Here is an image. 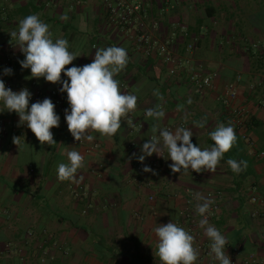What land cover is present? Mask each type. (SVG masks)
<instances>
[{
  "label": "crops",
  "instance_id": "0c3cea01",
  "mask_svg": "<svg viewBox=\"0 0 264 264\" xmlns=\"http://www.w3.org/2000/svg\"><path fill=\"white\" fill-rule=\"evenodd\" d=\"M140 1L145 23L150 28L158 24V38L170 39L179 57L201 71L217 72L212 89L197 93L184 76H169L166 66L146 58L125 32L108 21L102 0H0V60L4 56L12 60V75H4L6 67L0 64L5 85L35 83L58 91L62 87L44 78H29L30 69L19 63L24 54L10 44L9 33L18 29V22L36 14L50 26L54 38L67 39L69 50L79 56L66 67L91 63L99 48L126 49L129 62L115 79L125 86L121 92L138 97L135 112L122 121L115 136L92 133V142L76 141L57 107L60 123L51 129L57 142L53 146L41 145L26 124L17 126L15 112H0V264H160L154 255L153 228L173 221L186 229L189 224L181 220V211L188 193L204 197L209 192L219 193V215L211 225L239 250L240 258L253 254L264 261V205L251 202L252 197L264 199V157L257 154L264 152V109L258 105L264 97V68L254 70L244 46L230 41L238 37L250 41L248 37L264 32V0ZM65 14L66 21L61 19ZM238 15L245 21H236ZM238 72L243 80L235 105L248 110L243 131L255 142L254 151L241 140L242 130L231 110L217 100ZM65 79L62 73L61 80ZM156 90L163 100L154 95ZM59 94L70 111L67 93ZM158 104L165 118L146 119V109ZM220 123L234 128L237 143L214 173H173L167 150L162 151L165 161L155 153L139 161L155 175L136 171L133 158L142 154V145L154 135L152 125L188 127L192 143L203 149L214 144L209 133ZM155 135L159 138V131ZM14 136L21 137L19 148ZM94 144L98 147L90 151ZM70 150L85 158L78 183L57 178L58 164L67 163ZM228 159L247 161V168L236 174ZM192 213L198 221L194 207ZM196 264L208 262L198 258Z\"/></svg>",
  "mask_w": 264,
  "mask_h": 264
},
{
  "label": "clouds",
  "instance_id": "9594fccd",
  "mask_svg": "<svg viewBox=\"0 0 264 264\" xmlns=\"http://www.w3.org/2000/svg\"><path fill=\"white\" fill-rule=\"evenodd\" d=\"M62 20L68 16L62 15ZM12 44L21 53L24 59L19 61L22 69H30L31 77L44 78L52 84L62 83L60 92L67 93V102L70 111L65 109V120L68 131L76 141L87 140L92 142V133H98L101 137L112 138L122 127V121L126 120L130 113L137 108L138 97L135 94L123 93L120 90V82L115 77L126 68L129 58L126 49L118 46L99 48L95 50L91 63L81 67L71 66L79 57L69 50L67 39L55 37L50 31V26L43 22L38 15L30 14L18 22V29L9 33ZM62 73L67 79L61 80ZM4 75H12V69L5 68ZM154 95L163 100L158 90ZM32 93L27 88L18 92L7 88L0 79V104L2 111L15 112L19 116L17 126L26 124L35 135L41 145H55L51 129L59 127L60 117L55 111V105L50 98L32 103L29 101ZM191 103V101H189ZM179 107V106H178ZM166 113L161 105L148 108L145 118L156 121L163 120ZM203 127V123H198ZM154 134L150 140L142 145V154L137 159L143 163L146 157L153 153L162 156V151L167 150L169 159L173 162L169 165L173 173L204 171L214 173L224 155L237 143V136L231 125L223 123L217 125L215 130L209 133L214 142L211 147L196 146L192 143L193 131L184 126L158 129L151 126ZM159 131V138L155 133ZM21 137H13V143L19 148ZM162 140V144H161ZM179 142V144H178ZM67 163H59L57 178L60 182L70 181L78 183V170L85 167L84 156L76 151L66 152ZM227 164L231 170L239 174L247 168V161L228 159ZM144 172H153L147 166ZM155 175V172H153ZM82 179V177H80ZM195 199L196 213L202 217L199 227L204 230V235L210 243V255L219 264H232L226 252L228 239L225 235L208 222L207 214L210 212L213 201L199 193ZM157 238L154 255L160 264H196L199 250L194 246L195 238L189 231L173 221L166 224H158L152 230Z\"/></svg>",
  "mask_w": 264,
  "mask_h": 264
},
{
  "label": "built area",
  "instance_id": "2783aa9c",
  "mask_svg": "<svg viewBox=\"0 0 264 264\" xmlns=\"http://www.w3.org/2000/svg\"><path fill=\"white\" fill-rule=\"evenodd\" d=\"M105 6V12L108 21L119 30L125 32V34L132 40L135 49L140 51L146 58L155 60L157 63L166 66L168 68V75L173 77L184 76L186 81L193 87L197 93H204L214 87V82L218 78L217 72H203L200 68L196 67L190 60L182 59L179 57L176 49L174 48L170 39L163 40L155 35L158 31V24H153L150 28L143 19L145 17V9L142 6L140 0H102ZM192 46H190L191 48ZM247 54L252 53L255 56H264V33H262L257 42H249L244 47ZM0 64H3L6 68H12V60L8 56H4L0 60ZM242 73L238 72L235 75V79L225 86V90L217 98L218 102L224 107H228L231 110V115L237 124V128L242 130L240 134L241 140L247 144L251 151L255 149V142L243 131L249 118L247 108L240 105H235L238 98L239 86L242 82ZM7 88L13 91H20L22 88H27L32 97L29 104L36 101L50 98L60 112L64 115L65 109H68L63 98L60 96L59 91L56 89L46 90L37 86L35 83L20 87L18 85L6 84ZM124 85H120L121 89H125ZM254 87L250 86V90ZM260 108L264 109V97L258 102ZM2 121H0V124ZM67 124V123H66ZM183 126L178 125L175 127H168L174 130L176 127ZM179 143V142H178ZM98 146L96 144L90 146V151L95 150ZM130 148H135V144L131 143ZM259 157H264V152L257 153ZM162 161H165V155L162 154ZM133 161L136 164V171L142 174L143 166L135 157ZM191 172V170H190ZM197 174L196 172H191ZM188 193V192H187ZM219 193L209 192L204 197L210 198L213 201L210 212L207 214L208 222L215 223L219 215V204L216 199ZM195 196L188 193V197L185 201V208L181 211V220L185 224H189L185 230L189 231L195 238L194 246L199 250V260L206 258L208 264H219L212 255H210V241L204 235V230L201 229L199 221L202 219L199 216V220L196 221L192 213V207L196 210ZM153 197H149V201H153ZM252 203H261L264 205V199L256 197L251 198ZM140 219L139 215H136ZM182 227L183 224L177 223ZM209 241V242H207ZM226 252L229 255L232 264H264V261L256 255H249L245 258H240L239 250L237 248L226 246Z\"/></svg>",
  "mask_w": 264,
  "mask_h": 264
},
{
  "label": "trees",
  "instance_id": "16d2710c",
  "mask_svg": "<svg viewBox=\"0 0 264 264\" xmlns=\"http://www.w3.org/2000/svg\"><path fill=\"white\" fill-rule=\"evenodd\" d=\"M250 55L249 58L251 60V64L253 66V69L261 72L264 68V56H255L252 53L247 54Z\"/></svg>",
  "mask_w": 264,
  "mask_h": 264
},
{
  "label": "rangeland",
  "instance_id": "374dc122",
  "mask_svg": "<svg viewBox=\"0 0 264 264\" xmlns=\"http://www.w3.org/2000/svg\"><path fill=\"white\" fill-rule=\"evenodd\" d=\"M255 6H253V8H254ZM235 20L236 21H241V22H243V21H245L244 20V18L243 17H241L240 15H238L237 16V18H235ZM242 24V23H241ZM264 33V32H263ZM259 37H260V34L258 35V36H256L255 38H253V37H248V38H250V41H249V39H247V41H244V39L243 40H241V38L240 37H238V38H236L235 40H230L231 42L232 41H236L237 43H240V45H242V47L244 46H246V44H248L249 42H257L258 40H259ZM225 43H226V38H224V40H223V44H224V46H226L225 45Z\"/></svg>",
  "mask_w": 264,
  "mask_h": 264
}]
</instances>
